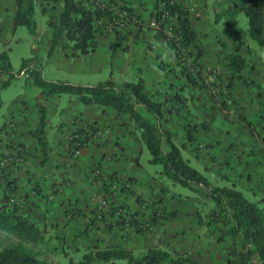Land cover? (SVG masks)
Returning <instances> with one entry per match:
<instances>
[{
  "label": "crops",
  "instance_id": "crops-1",
  "mask_svg": "<svg viewBox=\"0 0 264 264\" xmlns=\"http://www.w3.org/2000/svg\"><path fill=\"white\" fill-rule=\"evenodd\" d=\"M183 1L189 9L197 45L203 50L199 58L202 67L217 71L221 81L227 83L232 72L226 54L239 49L246 58L242 75L246 80L256 81L258 96L264 97V49L249 38H243L244 43L239 45L226 25L216 22V10L225 0ZM117 3L132 8L147 20L154 13L157 0H117ZM36 4L40 21L37 20V34L34 35L38 41L35 50L45 52L42 58L47 61L43 65L46 78L48 74L50 80H69L76 84L103 81L110 73L117 80L142 78L147 93L164 104L163 126L172 132L191 165L195 162V168L215 185L232 182L245 192L251 190L264 196L262 141L249 125L243 126L241 122L245 121L244 116L252 121L255 108L251 99L257 96L238 95L241 81H236L229 89L231 95H238L239 100L234 95L238 102L233 106L238 109L237 114L242 115L231 116L229 103L224 109L223 102L212 100L204 89L181 75L172 49L162 34L138 26L109 34L98 33L96 51L76 57L72 56L68 39L63 35L48 56L55 31L50 23H59L60 12L59 8L53 11L47 0H36ZM15 14L14 0H0L1 46L4 45L5 27L13 32L19 27L14 24ZM116 42L118 46L113 52L111 45ZM23 77L21 74L16 78ZM20 85L22 82L12 81L2 90L0 150H16L22 161L9 177L11 184L0 178V204L7 196L21 206L40 227L44 242L50 240L54 246L61 242L65 253L69 246L78 253L98 245L128 248L139 254L162 247L187 253L199 263L223 262L233 238L226 232V240L219 242V232L211 235V229L199 223L200 215L204 222L209 220L213 205L195 195L187 201L182 196L175 198L168 193L169 189L156 182L154 170L147 169L143 161L146 145L140 140L130 116L118 114L111 105L83 104L63 93L49 95L44 159L35 134L40 122V104L44 100L43 89L32 79L26 86ZM177 93L181 109L178 113H170L169 106L174 104L170 95ZM8 121H14V125L3 129ZM89 124L99 125L102 134L92 137L79 156H72L71 135ZM188 128L195 129L191 140H188ZM110 187L115 191L110 193ZM102 196L109 197L111 203L105 215L98 218L95 208ZM138 197L143 202L157 200L168 213L174 210L176 213L154 221L151 208L144 209ZM191 201L196 203V210H189L187 204ZM200 204H207L210 211L200 212ZM115 205L123 207L124 218L113 210ZM137 212L139 215L135 214ZM135 220L143 221L146 227L136 231L132 226ZM212 226L220 228L221 225L212 223ZM202 240L206 241L205 246L204 242L198 245ZM117 261L115 264H127L125 260Z\"/></svg>",
  "mask_w": 264,
  "mask_h": 264
},
{
  "label": "trees",
  "instance_id": "trees-1",
  "mask_svg": "<svg viewBox=\"0 0 264 264\" xmlns=\"http://www.w3.org/2000/svg\"><path fill=\"white\" fill-rule=\"evenodd\" d=\"M52 4L53 11L59 8V23L50 24L54 26L53 43L50 52L60 42L63 35H66L72 56H80L96 51L98 47L97 35L103 31L97 26V21H102V27H109L113 23L116 13L113 9L117 0H47ZM16 14L14 24L26 26L30 33L37 34L38 23L35 17L36 0H14ZM157 15L168 12L177 19L176 31L182 38L184 46L188 47V56L192 57L193 66L202 67L199 58L203 50L197 45L196 31L189 18V9L184 5L183 0H157ZM53 11L51 17H53ZM128 14V19L138 21L139 27L143 26L141 15L132 8H123ZM245 13L248 18V33L250 38L264 49V0H225L223 5L216 10V22H223L230 35L239 45L244 43L242 33L237 29V17ZM163 33V32H162ZM164 34V33H163ZM162 34V35H163ZM118 42L111 45L114 52ZM192 47L195 49L193 50ZM35 51V49H34ZM35 52L34 54H36ZM179 50L174 49L173 59L181 60ZM228 66L232 72L228 88L233 87L236 81H242L245 76L242 70L246 67V58L237 49L226 54ZM184 63V62H182ZM43 63L36 58L23 60L19 71H14L10 55L6 50H0V92L7 88L12 80L25 73L29 74V80L43 89L44 100L40 104V122L35 132L37 139L44 152V159L47 155L46 128V101L49 95L66 93L70 98L77 99L83 104L111 105L120 115L130 116L139 133L140 140L146 145L151 153L150 162L161 165V174L171 178L175 183H180L188 188L195 196L204 199L206 202H213L209 220L204 222L200 215L199 223L211 229V233H220L219 242L226 240L225 233L233 238L226 248L224 260L220 264H264V196L255 194L254 200L250 199L245 192L235 183L215 185L200 170L193 167L189 160L182 154V147L173 139L172 132L163 126L162 102L153 99L146 91L142 78L137 80H117L111 74L107 80L97 83H72L69 80H50L43 74ZM184 76L187 81L199 88L206 89L198 81V76L190 71L189 67L184 69ZM255 83V82H254ZM206 91V90H205ZM169 112H179L181 109L180 95L171 94ZM228 102H223L224 109H227ZM4 100L0 93V109ZM177 105V107L175 106ZM249 124L250 121L244 116L242 118ZM13 126L14 121H8L7 126ZM203 125V124H202ZM100 128L97 124H89L74 132L69 139L70 154L74 156L76 143L80 142L82 147L90 141L96 130ZM2 129V130H3ZM196 126V131H197ZM195 129L188 128V140L192 139ZM77 135V136H76ZM101 134H99L100 136ZM1 143V142H0ZM4 150H0V162ZM264 165V161H263ZM18 164L1 166L0 178L6 179L9 184L12 180L9 177L18 169ZM133 182L134 180H130ZM112 193L115 190L109 188ZM125 189V188H123ZM6 200L0 204V232L17 236L26 241L38 242L43 239L40 227L24 213L21 206ZM140 205H143L141 197L137 198ZM159 202H156L157 204ZM159 205V204H158ZM161 207V205H160ZM122 206H113L114 211H120ZM123 211V210H122ZM139 212L135 213L136 215ZM141 213V212H140ZM176 210L167 212L163 207L155 209L153 220L164 219L166 214H175ZM126 216L129 214L125 213ZM124 213L121 217L124 218ZM212 223L221 225L214 228ZM140 224V225H139ZM136 231H141L146 225L143 221L132 222ZM117 260H125L127 264H208L199 263L184 252L170 251L162 247H154L145 253H136L128 248L115 246L100 247L98 245L89 248L83 256V260L72 264H115ZM0 264H52L31 253L23 245L6 246L0 250Z\"/></svg>",
  "mask_w": 264,
  "mask_h": 264
},
{
  "label": "rangeland",
  "instance_id": "rangeland-1",
  "mask_svg": "<svg viewBox=\"0 0 264 264\" xmlns=\"http://www.w3.org/2000/svg\"><path fill=\"white\" fill-rule=\"evenodd\" d=\"M123 7L122 5L118 4L116 6L113 7L115 13H116V22H120L119 24L117 23H108L109 27H102V21H97V26L103 31V33H114L116 31H121L123 29H126L129 26H138L139 27V23L137 22H125L123 25L121 24L122 22L125 21V17L124 14H126L125 11H123ZM53 10V9H52ZM37 11V9H36ZM52 12V11H51ZM157 13V9L155 8L154 13L152 14V16L145 20L142 19L141 22H143V26L147 29H151L154 30L155 32H158L160 34H163L164 38L166 39L167 43L170 45L172 52L174 54V48L172 47V45L170 44V42L167 39V35L165 33L164 30H160V29H154L153 26H151V22L153 20V18H155ZM35 17L37 20L40 21V12H36L35 13ZM42 17V16H41ZM237 29L241 31L242 33V38H250L249 33H248V18L246 16L245 13H240L237 17ZM170 23L173 24L174 26H176L177 23V19L175 16L170 17ZM4 33H3V38H5L4 41V45L1 46L0 45V50H6L9 55H10V59L12 61L13 66L15 67L14 71H19L22 67V63L23 60L25 59H29V58H36L40 61H42L43 65L47 63V61L45 59H43L42 57H44L43 54H45V52L42 50H35L34 49L36 47H38V41L35 40L34 35L30 33L29 29L26 26H19L16 31H12V29L10 30L9 28L5 27L4 29ZM163 32V33H162ZM257 44V43H255ZM51 50V49H50ZM48 53V56L51 55L52 52ZM54 50V49H53ZM188 50L189 48L187 47V51H186V55H182L183 58H189V61H185L183 58H181V60H178V68L181 71V75L183 77L184 76V69L189 67L191 64H193L192 62V57L188 56ZM35 52H37L36 54H34ZM184 62V63H182ZM255 62H257V60H255ZM47 67V66H46ZM47 78L49 79L48 74L46 75ZM111 77V73L110 76L106 78L109 79ZM18 78H14L12 81H14L15 83L20 81L22 82V85L26 86L30 81L23 77L20 80H17ZM214 81L218 82L220 84V86L222 87V92L221 94L214 96L210 93H207L210 95V97L212 98V100L216 101V102H228L231 109H229V114L231 116H233L234 114L239 117L242 114H237L238 109L235 108L233 106V104H236L239 100L238 95L242 94V97H247L249 98L250 94L256 95L257 99L252 98L251 99V104L252 106H254L255 108V112L252 114V121H250V123L248 124L247 121L244 123L243 121L242 124L243 126H247L249 125V127L251 128L252 132H254L253 134L257 133L259 139L262 141V145L263 147H261V149L264 151V139L262 140L261 137L262 134H264V97L261 94L260 96H258V89H259V85L257 83H252L254 81L252 80H244L241 81L240 87L238 89V95L234 94L235 97L237 98V100L234 99V95H231L230 89L227 87L228 84V80L227 83H224L221 81L220 79V75L218 74L217 71H215V75H214ZM256 82V81H255ZM97 83V82H96ZM80 84V83H77ZM20 85V86H22ZM16 86V85H14ZM18 87L16 86V89ZM248 88L251 89V91H248ZM5 89V88H4ZM3 90V89H2ZM2 90H1V97H2ZM63 95H66V93H63ZM5 97V96H4ZM260 98V99H259ZM3 99V98H2ZM244 100V99H243ZM243 102V101H242ZM2 108H4V105L2 106ZM2 109H0V120H1V114H2ZM248 118V117H247ZM248 120V119H247ZM240 126V125H239ZM241 129V127L239 128ZM151 157V153L149 151V149L145 146V154L143 156V161L146 165L147 169L150 170H154V175L156 178V182L158 184H162L164 187H166L167 189H169V192L171 196H174L175 198H178L179 196H182L183 199L185 201H187L189 198H192L194 196V194L186 187L182 186L180 183H175L171 178L162 175L161 172V165L158 164H153L150 161H148L147 159H150ZM263 161H264V157H263ZM193 167H196L195 162L192 163ZM232 182H230L231 184ZM245 192V191H244ZM258 192H252L251 190H246L245 194L252 200L256 199L255 198V194H257ZM262 196L261 194H257V196ZM109 198V197H108ZM146 202V203H145ZM145 202H143V207L144 209L148 210L151 208L152 213H154L155 209L157 208H163V206L155 204L156 202H158L157 200H152V201H148L145 200ZM210 205H214L213 202L209 201ZM188 207L190 208L189 210H196V203H192V201L190 203L187 204ZM200 212L202 213H208L210 211V207H208L207 204H200L199 207ZM124 213V210H123ZM203 216V215H202ZM205 221H208V219H206ZM213 233H211L212 235ZM206 244V241L202 240L198 243V245ZM61 243V242H59ZM57 243L56 246H54L53 243H51V241L49 240L48 242H44V240L42 239L40 241V239L38 240V242H31V241H26L24 239H20L17 236H14L12 234L9 233H5V232H0V250L3 247L6 246H13V245H23L26 249H28L31 253H33L34 255H36L37 257L44 259L52 264H72V263H78L81 262L83 260V256L86 253V251H82L81 253H78L77 251H74L73 246H69L66 247L65 250L68 253H65L63 251L62 246ZM62 244V243H61ZM54 247H56L54 250H52ZM57 249V251H56ZM125 262V261H124ZM118 263V261H117Z\"/></svg>",
  "mask_w": 264,
  "mask_h": 264
},
{
  "label": "built area",
  "instance_id": "built-area-1",
  "mask_svg": "<svg viewBox=\"0 0 264 264\" xmlns=\"http://www.w3.org/2000/svg\"><path fill=\"white\" fill-rule=\"evenodd\" d=\"M124 17H125V21L121 23L122 25L125 22H137L138 21V19L136 20L135 18L134 20L128 19L129 16L127 13L124 14ZM170 17H172V15L168 14V12L161 13L160 15L156 14L155 18H153L150 25L153 26L154 29L164 30L167 35V39L172 45V47L174 49L177 48V50H179V53L181 55H186L187 47L184 46V44L182 43V38L176 31V26L170 23ZM114 23L119 24L120 22H116V20H114L113 24ZM183 59L185 61H189V58H183ZM189 69L190 71H193L198 76V81L205 86L206 88L205 90L208 93L214 96L221 94L222 87L220 86L218 82L214 81L213 79L215 75V71L209 68H205V67H201V68L198 66L195 67L193 66V64L189 66ZM24 76L29 77V74L25 73ZM95 132L96 134L93 135V137H98L99 134H102L103 130L99 128ZM76 145H77V148L74 150V156H79L81 154L83 147L80 144V142L76 143ZM21 161H22V158L19 154L16 153V150L12 151V150L6 149L4 151V155L1 159L0 164L1 166H5L8 164H18L19 165ZM110 203L111 201L108 197L106 196L99 197L96 208H95L96 216L98 218H101L105 215L108 208L110 207ZM122 212H123L122 210L118 211L119 214H121Z\"/></svg>",
  "mask_w": 264,
  "mask_h": 264
}]
</instances>
